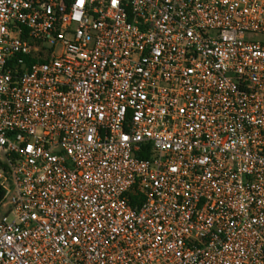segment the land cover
Returning a JSON list of instances; mask_svg holds the SVG:
<instances>
[{
	"label": "built area",
	"instance_id": "2783aa9c",
	"mask_svg": "<svg viewBox=\"0 0 264 264\" xmlns=\"http://www.w3.org/2000/svg\"><path fill=\"white\" fill-rule=\"evenodd\" d=\"M264 0H0V264H264Z\"/></svg>",
	"mask_w": 264,
	"mask_h": 264
},
{
	"label": "rangeland",
	"instance_id": "374dc122",
	"mask_svg": "<svg viewBox=\"0 0 264 264\" xmlns=\"http://www.w3.org/2000/svg\"><path fill=\"white\" fill-rule=\"evenodd\" d=\"M258 38L264 40V36H262V35L259 36Z\"/></svg>",
	"mask_w": 264,
	"mask_h": 264
}]
</instances>
